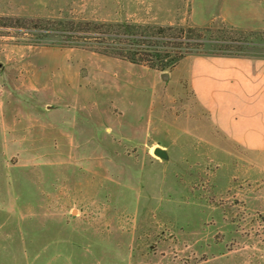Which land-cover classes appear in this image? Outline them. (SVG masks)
<instances>
[{"label":"rangeland","instance_id":"374dc122","mask_svg":"<svg viewBox=\"0 0 264 264\" xmlns=\"http://www.w3.org/2000/svg\"><path fill=\"white\" fill-rule=\"evenodd\" d=\"M221 3L0 0V264H264V153L217 130L187 78L194 55L264 56V6L232 4L237 24ZM56 20L204 38L161 70Z\"/></svg>","mask_w":264,"mask_h":264},{"label":"crops","instance_id":"0c3cea01","mask_svg":"<svg viewBox=\"0 0 264 264\" xmlns=\"http://www.w3.org/2000/svg\"><path fill=\"white\" fill-rule=\"evenodd\" d=\"M249 3L264 6V0H222L221 4L226 6L225 17L241 24L246 11L235 6ZM187 78L196 100L217 130L240 147L264 153V56L194 55ZM36 256L48 260V264H89L87 255L82 254L54 252ZM75 260L83 263H74Z\"/></svg>","mask_w":264,"mask_h":264},{"label":"trees","instance_id":"16d2710c","mask_svg":"<svg viewBox=\"0 0 264 264\" xmlns=\"http://www.w3.org/2000/svg\"><path fill=\"white\" fill-rule=\"evenodd\" d=\"M56 30L68 32L69 35L78 31L88 32L90 38L100 40V43L104 45V53L133 63H146L152 68L161 70L177 65L197 47V39L204 38L203 34L193 27L143 25L129 22L56 20ZM182 46H184L183 50Z\"/></svg>","mask_w":264,"mask_h":264},{"label":"water","instance_id":"95a60500","mask_svg":"<svg viewBox=\"0 0 264 264\" xmlns=\"http://www.w3.org/2000/svg\"><path fill=\"white\" fill-rule=\"evenodd\" d=\"M168 77H169L168 73H162L163 79H168ZM154 152L159 156H165L166 155V153L162 147H156Z\"/></svg>","mask_w":264,"mask_h":264}]
</instances>
